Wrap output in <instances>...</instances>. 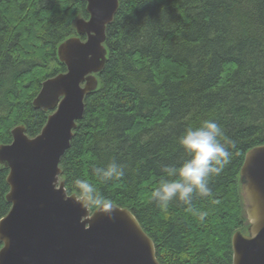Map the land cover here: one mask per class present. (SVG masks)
<instances>
[{
  "label": "trees",
  "instance_id": "obj_1",
  "mask_svg": "<svg viewBox=\"0 0 264 264\" xmlns=\"http://www.w3.org/2000/svg\"><path fill=\"white\" fill-rule=\"evenodd\" d=\"M87 7L0 0V145L19 125L29 137L44 129L52 112L33 101L46 80L68 71L58 48L77 35ZM106 47L99 88L60 163L68 192L86 178L129 209L161 264H234L233 235L249 226L240 173L247 153L264 145V0H120ZM205 120L222 126L231 159L211 178V198L196 196L191 211L179 201L161 209L150 199L161 169L189 158L178 138ZM112 161L124 176L96 179L93 170ZM8 175L0 165V221L12 209Z\"/></svg>",
  "mask_w": 264,
  "mask_h": 264
},
{
  "label": "water",
  "instance_id": "obj_2",
  "mask_svg": "<svg viewBox=\"0 0 264 264\" xmlns=\"http://www.w3.org/2000/svg\"><path fill=\"white\" fill-rule=\"evenodd\" d=\"M87 2L89 18H79L77 35L58 48L68 71L46 80L33 101L52 112L44 129L29 137L19 125L13 141L0 145L12 203L0 221V264H161L154 241L129 209L112 204V210L92 212L76 202L62 179L61 160L87 95L99 88L107 28L120 7V0ZM240 181L249 226L247 233L233 235L234 264H264V145L247 153Z\"/></svg>",
  "mask_w": 264,
  "mask_h": 264
},
{
  "label": "clouds",
  "instance_id": "obj_3",
  "mask_svg": "<svg viewBox=\"0 0 264 264\" xmlns=\"http://www.w3.org/2000/svg\"><path fill=\"white\" fill-rule=\"evenodd\" d=\"M223 135L222 126L214 120H205L199 127L187 129L178 138V142L189 158L183 160L178 167H162L164 175L152 190L151 201L165 210L173 201H179L191 211L196 196L211 198L209 182L212 177L223 172L232 156V152L221 141ZM231 147L235 148V144ZM124 174V166L116 161L93 170L94 177L105 183L120 179ZM72 184L76 191L74 199L82 207L100 211L112 210L111 200L102 195L88 179L77 177L72 180ZM203 215L206 213L201 215V219Z\"/></svg>",
  "mask_w": 264,
  "mask_h": 264
}]
</instances>
